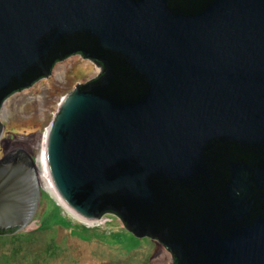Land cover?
<instances>
[{"label":"water","instance_id":"obj_1","mask_svg":"<svg viewBox=\"0 0 264 264\" xmlns=\"http://www.w3.org/2000/svg\"><path fill=\"white\" fill-rule=\"evenodd\" d=\"M77 54L100 72L46 130L62 200L116 215L172 264H264V0H0V116ZM21 155L0 161V233L38 204Z\"/></svg>","mask_w":264,"mask_h":264},{"label":"rangeland","instance_id":"obj_2","mask_svg":"<svg viewBox=\"0 0 264 264\" xmlns=\"http://www.w3.org/2000/svg\"><path fill=\"white\" fill-rule=\"evenodd\" d=\"M99 72L95 62L77 54L57 61L48 76L9 94L1 118L4 133L0 136V159L24 150L39 175L38 160L44 152L46 130L62 98L78 82L88 81ZM172 261L173 255L164 245L148 236H135L114 214L83 221L72 216L41 183L33 219L21 228L0 233V264Z\"/></svg>","mask_w":264,"mask_h":264},{"label":"bare ground","instance_id":"obj_3","mask_svg":"<svg viewBox=\"0 0 264 264\" xmlns=\"http://www.w3.org/2000/svg\"><path fill=\"white\" fill-rule=\"evenodd\" d=\"M4 117V113H1L0 118ZM43 150H44V146H43ZM39 169V175L37 173V180H38V185L41 186L46 189L50 194H52L56 200H58L59 204L68 212H70L72 214V216L74 215L76 218L81 219L82 221L85 220V218H83L81 215H79L78 213H76L73 209H71L63 200L62 198L59 196V194L57 193L54 185L52 184L51 178L49 176L48 170H47V166H46V162H45V155L44 152L41 153L39 160H38V167ZM39 177V179H38ZM40 181V182H39Z\"/></svg>","mask_w":264,"mask_h":264},{"label":"flooded vegetation","instance_id":"obj_4","mask_svg":"<svg viewBox=\"0 0 264 264\" xmlns=\"http://www.w3.org/2000/svg\"><path fill=\"white\" fill-rule=\"evenodd\" d=\"M21 154H22L21 152L20 153H16L15 155L13 154V156H15L14 159L25 160L24 156L21 155ZM8 160H10L9 156H6V157L0 159L1 162L8 161Z\"/></svg>","mask_w":264,"mask_h":264}]
</instances>
